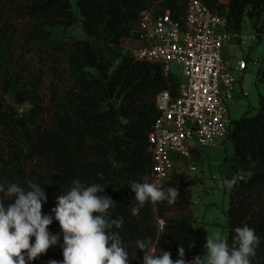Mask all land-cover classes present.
Masks as SVG:
<instances>
[{
  "label": "trees",
  "instance_id": "1",
  "mask_svg": "<svg viewBox=\"0 0 264 264\" xmlns=\"http://www.w3.org/2000/svg\"><path fill=\"white\" fill-rule=\"evenodd\" d=\"M6 1L0 0V4ZM19 1V14L27 23L28 46H35L49 56L59 73H68L70 86L53 102L48 126L39 123L40 105L35 103L26 113L17 114L12 113L14 108L4 109L0 99V125L10 127L20 142L8 145L7 157L0 144V185L5 188L12 183L25 188L29 182L40 185L47 196L42 211L54 215L51 209L56 205V197L69 191L75 180L85 185L104 184L101 194L114 202L105 219L123 218V226L111 231L119 233L129 254V264H143L144 253L137 249L136 241L148 237L156 255L168 251L175 261L181 246L186 261L201 255L194 244L197 217L192 209L193 187L199 179L174 170L163 189L177 188L176 202L169 204L165 200L155 205L146 202L137 215L132 214V208L139 205L130 185L148 182L153 166L149 135L160 115L157 96L169 91L172 97H178L182 78L178 74L165 75L159 63L123 53L122 45L125 38L136 40L144 10L162 13L169 10L175 20L184 23L188 0H77L88 38L72 41L60 40L52 31V27L76 23L78 17L71 0ZM202 1L213 12L227 16L230 32L243 33L248 19L259 39L264 37V0ZM100 39L107 44L108 54H103L96 45ZM4 43L6 40H1ZM6 72L18 103H26L29 100L26 91L35 88L33 78L40 80L41 73L17 86L16 70L9 68ZM225 141L231 143L234 152L225 161L237 176V183L230 190L226 239L231 245L236 227L247 225L255 229L261 242L252 264H264V95L260 96L256 114L232 120ZM192 153L200 155L199 148ZM34 157L44 160L46 169L29 171L27 162ZM240 167L250 172V176L240 178ZM98 173H102V178ZM11 202L14 199L4 200L5 206ZM158 220L164 221L162 230ZM49 231L59 233L58 222L53 220ZM62 243L61 236L57 245L30 264L61 262Z\"/></svg>",
  "mask_w": 264,
  "mask_h": 264
},
{
  "label": "built area",
  "instance_id": "2",
  "mask_svg": "<svg viewBox=\"0 0 264 264\" xmlns=\"http://www.w3.org/2000/svg\"><path fill=\"white\" fill-rule=\"evenodd\" d=\"M136 34L134 56L159 63L167 76L177 74L178 66L183 78L178 97L169 91L157 96L160 115L149 135L153 166L147 181L163 189L179 165L197 169L192 150L227 139L232 123L228 104L237 96L234 70L245 72L248 60H237L234 69L224 47L254 41L258 35L230 32L227 16L213 12L202 0H188L184 23L169 10H144ZM158 226L162 230L164 221L158 220Z\"/></svg>",
  "mask_w": 264,
  "mask_h": 264
},
{
  "label": "clouds",
  "instance_id": "3",
  "mask_svg": "<svg viewBox=\"0 0 264 264\" xmlns=\"http://www.w3.org/2000/svg\"><path fill=\"white\" fill-rule=\"evenodd\" d=\"M97 175L102 178V173ZM236 183L235 178L224 181L229 189ZM105 186L101 183L85 185L75 180L69 191L56 197V205L51 209L54 215H51L42 211L47 196L40 185L31 182L26 188L15 183L7 188L0 185V264H30L57 245L61 236L63 260H50L48 264H129V254L119 233L111 231L113 227L123 226V218L105 219L114 204L110 197L101 194ZM130 189L139 205L132 208L133 215H137L146 202L157 204L166 200L173 204L179 195L177 188L164 190L149 182H132ZM6 198L14 202L5 206ZM53 220L59 224L57 234L49 231ZM260 242L255 229L245 225L234 229L231 245L220 233L207 234L206 254L197 255L192 261L184 259L182 246L175 261L168 251L156 255L151 237L138 239L136 247L144 253L143 264H252Z\"/></svg>",
  "mask_w": 264,
  "mask_h": 264
},
{
  "label": "rangeland",
  "instance_id": "4",
  "mask_svg": "<svg viewBox=\"0 0 264 264\" xmlns=\"http://www.w3.org/2000/svg\"><path fill=\"white\" fill-rule=\"evenodd\" d=\"M228 1L220 0L221 3ZM71 2L78 17L76 23L69 27H52V31L60 40L87 39L77 0H71ZM19 4V0H7L0 4V99L4 109L14 108L12 113L17 114L26 113L35 103L40 105L39 123L42 126H48L51 121L53 102L66 86H70V76L65 71L59 73L52 59L40 52L37 47L28 46L27 23L19 14ZM245 23L243 33L254 34L255 30L248 19ZM1 40H6V43L2 45ZM96 45L103 54H108L107 44L102 39L96 40ZM122 45L123 53L133 55L138 42L132 38H125ZM224 54L235 63L241 58L248 60V69L245 72H238L240 78L236 85L237 96L228 104L232 120L256 114L260 105V96L264 95V79L262 78L264 75V37L262 39L257 37L256 40H249L247 43L231 44L229 49L224 50ZM9 68L15 69L18 73L15 81L17 86H21L25 79H32L35 73H41L40 80L33 78L35 88L26 91L25 95L29 100L24 104L18 103L16 92L9 82L6 72ZM174 72L181 76L178 66L174 67ZM11 142L20 144L10 127L1 124L0 144L6 157L9 155L10 147L8 145ZM199 152L200 155H192V162L195 163L196 170H191L189 166L183 164L179 165L176 170L189 174L200 181L193 187L192 209L197 217L194 244L198 246L200 254L205 255L204 244L207 234L220 233L223 238H226L228 234L226 214L230 204L231 189L224 184L225 180H229L230 175V167L225 161V157L232 158L234 152L231 143L222 140H218L214 147H199ZM43 161L37 157L28 160V170L42 171L46 169ZM238 176L248 177L250 172L240 167Z\"/></svg>",
  "mask_w": 264,
  "mask_h": 264
},
{
  "label": "crops",
  "instance_id": "5",
  "mask_svg": "<svg viewBox=\"0 0 264 264\" xmlns=\"http://www.w3.org/2000/svg\"><path fill=\"white\" fill-rule=\"evenodd\" d=\"M226 3H228V2H226ZM231 46V44H227V45H225V49L227 48V49H229V47ZM224 49V50H225ZM225 55V54H224ZM226 59H227V61H228V63L235 69V67H236V63L235 62H233V61H230L229 59H228V57L226 56ZM234 72H235V74H236V76H237V79H239L240 78V76L238 75V71H236V70H234ZM229 180H231V179H233V178H237V176L235 175V173L232 171V169L230 168V171H229ZM226 176H227V173H226ZM241 178V177H240Z\"/></svg>",
  "mask_w": 264,
  "mask_h": 264
}]
</instances>
